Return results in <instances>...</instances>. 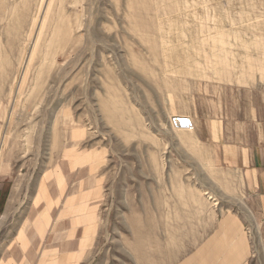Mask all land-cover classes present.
<instances>
[{
    "label": "rangeland",
    "instance_id": "obj_1",
    "mask_svg": "<svg viewBox=\"0 0 264 264\" xmlns=\"http://www.w3.org/2000/svg\"><path fill=\"white\" fill-rule=\"evenodd\" d=\"M229 71H264V0H0V220L21 184L0 257L72 152L100 167L89 264H195L225 215L252 231L241 178L174 125L207 114L199 97Z\"/></svg>",
    "mask_w": 264,
    "mask_h": 264
},
{
    "label": "crops",
    "instance_id": "obj_2",
    "mask_svg": "<svg viewBox=\"0 0 264 264\" xmlns=\"http://www.w3.org/2000/svg\"><path fill=\"white\" fill-rule=\"evenodd\" d=\"M229 72L226 77L231 80L210 82L208 96L199 97L208 101V113L196 111L191 118L200 140L207 137L214 164L241 178L255 227L247 231L241 218L225 215L193 260L264 264V71L254 73L257 80L248 84L238 80L237 72ZM72 153L53 166L51 176L44 175L29 206L4 229L7 238L0 264H89L103 196L97 178L100 167L94 162L82 164L77 156L84 153ZM20 190L16 183L10 202H4L0 225L10 219Z\"/></svg>",
    "mask_w": 264,
    "mask_h": 264
},
{
    "label": "built area",
    "instance_id": "obj_3",
    "mask_svg": "<svg viewBox=\"0 0 264 264\" xmlns=\"http://www.w3.org/2000/svg\"><path fill=\"white\" fill-rule=\"evenodd\" d=\"M184 117H174V125L177 129H185V130H192L194 129V122L192 118L189 116Z\"/></svg>",
    "mask_w": 264,
    "mask_h": 264
},
{
    "label": "bare ground",
    "instance_id": "obj_4",
    "mask_svg": "<svg viewBox=\"0 0 264 264\" xmlns=\"http://www.w3.org/2000/svg\"><path fill=\"white\" fill-rule=\"evenodd\" d=\"M1 226V225H0Z\"/></svg>",
    "mask_w": 264,
    "mask_h": 264
}]
</instances>
